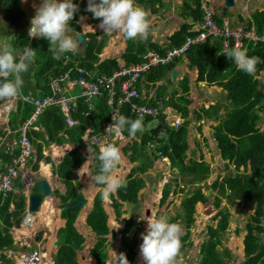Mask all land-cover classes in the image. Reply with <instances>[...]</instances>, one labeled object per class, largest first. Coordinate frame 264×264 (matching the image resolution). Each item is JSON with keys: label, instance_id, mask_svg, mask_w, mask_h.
Returning a JSON list of instances; mask_svg holds the SVG:
<instances>
[{"label": "crops", "instance_id": "obj_1", "mask_svg": "<svg viewBox=\"0 0 264 264\" xmlns=\"http://www.w3.org/2000/svg\"><path fill=\"white\" fill-rule=\"evenodd\" d=\"M201 1L202 0L198 1L199 10L201 11H199L200 18L196 20L194 19L195 16L193 14V9L196 4L195 0H135L136 5L142 7L149 13L150 29L147 40L125 39L120 33L106 35L101 29L97 27L99 20L94 19L92 13L88 11H86L82 16H78L76 19H72L69 22L70 29L68 34L75 38L76 34L80 33L83 35L85 40H90L85 46L81 43L78 53L83 52L84 48L90 46L92 43L103 42L102 49L98 53V59L94 62V64L98 65L104 60L111 59L114 60L116 65H118V68H120L121 66L127 65L123 58V53L127 49L128 45L134 50H139L140 53L137 54V57H140L144 52L147 53L149 51H158L152 48L154 45H157L164 50L169 48V37L175 32L179 31V29L182 27L183 32L186 35L180 45L183 44L187 35L197 33L201 28L203 16V12L200 8ZM40 3L41 0H26V2L23 3L21 0H0V41L10 42L16 49L17 53L22 51V49L26 46L35 49L37 53L36 58L38 57V61L35 59V62L30 66L28 72L23 76L25 81L23 94H27L32 97H38L45 94V88L43 85L45 84V71H42V68L45 65V60H49L51 62L53 58V53L50 51L51 46H49V41L46 38H30L28 36V30L31 26V18L34 16L36 8L40 5ZM208 5L210 6V9H212L219 18H221V24L215 20L218 25L223 26V23L227 22L230 26H233L232 28L237 26L251 28V25H254L253 23H250L252 16L251 14L256 9L262 10L264 6V0H234V3L230 6L226 5L224 0H209ZM254 31L257 37H260L263 33H256V29ZM26 38L27 40H25ZM209 38H213L211 43L217 44L218 41L220 42L221 47L216 53L215 58L220 55H225L223 52L229 49L231 42L229 44V42L224 40V38L222 39L220 36H211ZM249 42H253L254 44L257 42L264 43L257 38H243V49L247 50V45ZM203 43H205V41L202 43H197L196 45H201ZM96 46L97 45H94V47ZM231 48H233V46ZM45 49L50 52L49 56L42 54V50ZM187 52L184 56L176 58L173 68L169 70L168 73L159 81L151 82L145 75L147 72L144 73L138 81L139 96L135 101L139 104L147 105H151L149 103L156 102V105L154 106H157L160 110V115H163V121L166 123L165 126L172 127L171 136L173 137L177 133V128L179 125L184 122H188L186 127V140L188 142V148L185 151V155L183 154L184 161H187L188 158H195L196 160L203 159L207 162H211L214 160L216 161L217 157H219L220 161H227L221 158L220 150L217 147V141L213 136V131L214 126L219 123L221 118L225 117L227 110L231 107L230 103L226 100L227 90L217 83V81L221 80L226 82L229 78V74L227 73L219 79H215L213 81H208L206 78L201 79L197 66H190L188 64L189 60L187 57ZM60 58H64L63 63L66 62V64L70 62L76 64V62H78L75 58V55L71 53H66L60 56ZM60 58L58 60H60ZM234 66L236 67L235 63ZM236 69L238 68L236 67ZM95 71L96 70L94 69V72ZM173 71H175L174 75H172ZM51 77L52 76H49L50 88ZM257 78L260 79L264 85V71H261ZM62 86L66 87L69 95L76 94L79 90L76 86L68 87L69 84L67 82H62ZM259 88L261 87L259 86ZM261 90V98H264V87H262ZM180 93L187 97L186 116H183L181 111L176 110L172 105H170L173 103L182 104V102H180L177 97ZM80 99L81 98L78 100ZM78 100L73 104V108L77 106ZM96 101L97 99L93 98L90 102H86L88 104V108L94 109L95 105L93 104H95ZM18 102H22V100L18 99L14 101H0V174L4 172L3 170L7 164L5 161L6 154H10L6 152L4 148L16 141L20 135L19 130L24 123L23 122L22 124H19L16 119H12V115L15 113V111H17L19 105ZM258 103L256 104V107L260 112V120L257 123V127L260 131H264V106H258ZM212 105L217 107L216 111H211L210 115L206 114L207 109H209V107ZM209 110H211V108ZM72 111L75 110L73 109ZM87 114L90 113L88 112ZM62 117L66 127L68 128L69 125L66 124L63 114ZM73 120L76 124L78 123V119L73 118ZM37 121L38 119L28 127L27 135H29L30 131L32 130L43 133L44 139H37L38 142L42 144L41 157L38 158L36 147L31 142L33 147L32 157L27 161L24 168L22 169L23 176L20 175L13 180V188L11 192L5 196H0V199L2 198L1 201L9 195H23L24 198V208L22 212L19 215L10 214L7 218V220H12L10 221L12 225L9 228V233L11 234L13 240V247L6 250L7 257L10 259V255L8 254V252H10L16 258L20 254L21 256H25L22 264L23 262L25 264L59 263L57 252L62 242L59 232L65 228L66 220L70 217V214L77 209L78 211L73 221V227L81 236L82 241L72 246L74 251L72 259L78 264H96V258L91 253V250L97 242V234L87 224V217L93 207L96 194L102 193L103 186L95 185L91 180V177L94 176L95 166L98 165L94 152H92V146L96 145L100 151L101 146L111 143L118 146L122 154L121 165H119L116 170V174L118 176L126 179L130 172L141 167H145L146 171L134 170L132 172L133 177L144 179V186L139 189L136 202L118 199L117 192L111 194L109 199L101 194V204L105 211V216L107 219L106 224L108 226V233L102 235L107 238V257L101 264H116L113 251L116 254L122 252L123 246L121 242V231L124 229L126 222L131 218L133 219V223L126 235H129V239H131L134 234H132V232L134 229H136L135 244L133 245V250L136 252L135 260L138 264H145L140 255L139 246L142 243L141 234L145 233L147 230L146 229L143 231V228H147L146 218H151L152 216L158 218L159 216L163 215L168 217L170 222H175V220H179L180 222V220H184L183 214L181 218L177 217V215L178 213H182L181 202L183 198L185 195H189V188L185 189L183 184H179V182L182 180L178 174V169L172 166L170 157L164 155L160 148L161 144L162 146L166 143L168 144L167 140H164L166 133L163 137L161 129L153 137L152 142H148L145 146H142L141 144V139L148 132L150 126H155L154 124H161L162 120L160 116L159 121L157 122L154 119H152L150 122H146L144 125L145 131L143 133H137L136 139L129 137L128 134L125 135L122 133L121 135H116L111 132L110 138H105L104 134L107 131V127L113 123V118L110 115L108 120H105L101 117V127L97 132H94V129H92L91 126L86 125L85 132L81 135V145L78 148L80 153L79 158H82V162L76 169L72 171L70 177L60 175L58 173V165L63 160L65 154L71 151L75 145L78 144V142H75L71 139L61 143H56L54 141H49L47 143L44 142L46 141L48 134L44 131L43 125L38 124ZM93 136L97 142H92L91 138ZM74 140L77 141V138H74ZM159 141L161 142L160 146H154L153 150L149 148L151 144L156 142L159 143ZM210 144H214V147L209 148ZM133 146L136 147L135 157L131 158ZM158 150H160L162 155L165 156V161L160 162L157 160L159 158H157L154 151L157 152ZM140 154L142 156L149 157L150 159H152L150 157V155H152V160L154 161L153 166H137V158L140 156ZM157 162H160L164 167H167V169L171 167L175 173L172 179L173 184L170 186L168 196L163 202H161V198L163 196L164 187L170 182H168V178L164 177V175H160L159 170H156ZM175 178L177 179L174 180ZM185 178H188L189 181V176H185ZM42 179L46 181L49 188V193L42 197L41 202L36 210H31L29 201L30 194L33 191L35 183ZM153 179L156 181L158 179L160 180L157 181V184L156 181L150 182ZM149 188L151 192H149ZM217 193L218 189L211 187L210 194L208 196L206 195L207 201H198V205L205 207L209 204L208 202L212 203L214 209H218L214 213L215 215L220 209L226 207L223 203H221V201L218 207L215 206L214 200ZM182 194H184V197L180 201L181 197L179 195ZM154 196L158 197L157 215H152L154 208H151L148 204V200L151 202V199L152 197L154 198ZM174 196L179 199V202L176 204L178 208H176L169 215L167 211H172V208L174 207L172 206ZM76 199L86 200V203L82 207H65ZM113 199H117L118 202L121 203V214L119 217L116 216V211L112 205ZM151 204L153 203L151 202ZM197 209L198 208L195 206L196 211ZM12 210H14L13 203H11L9 206V211ZM82 212L85 213L83 216V221L80 225H78V220L83 215ZM125 214H130V218L121 219V217ZM28 215L31 216L32 220H26ZM218 218L219 217H215L214 219L218 220ZM16 220H19L18 225ZM139 220H146V225L142 227V225L138 223ZM217 223L218 221L215 225L209 224L206 226L207 235L209 230L208 228H215ZM39 224L42 225V230L38 232V235H36V240L34 243V236L37 233V226ZM118 224H120L121 227L119 229L114 228L116 229V237L112 241L110 230L113 226ZM185 229L187 231L186 226ZM228 229L229 228H227V230ZM186 231L183 233V235L186 233ZM233 231L238 233L237 227ZM207 239H204L202 243ZM56 241L57 244H55ZM37 242L43 246L42 252H37L35 250ZM188 243H190V236L186 240L182 241L181 253L185 251V245ZM202 243L200 244L201 257L198 260L199 262L204 256L201 250ZM22 250H24L26 253H20ZM31 250L36 255L33 258L35 263H31L27 260L28 251ZM43 258H45L46 261ZM180 258L181 255L179 260ZM17 261H19V259H17L16 262ZM12 263L14 262L12 261ZM0 264H4V262L0 260Z\"/></svg>", "mask_w": 264, "mask_h": 264}, {"label": "trees", "instance_id": "obj_2", "mask_svg": "<svg viewBox=\"0 0 264 264\" xmlns=\"http://www.w3.org/2000/svg\"><path fill=\"white\" fill-rule=\"evenodd\" d=\"M198 1L199 0H195L196 4L193 9V14L195 16L194 19L196 20L200 18L201 12L199 10ZM72 3L77 4L79 7V11L74 14L75 17H73V19H76L78 16H82L86 12L88 0H73ZM251 15L250 23L254 24L256 33L261 34L264 30V6L262 10H254ZM214 19L221 24V18H219L215 12ZM185 35L183 27L180 28L179 31L169 37V47L174 45L179 46ZM212 39L213 38H208L205 43L193 46L187 52L189 60L188 64L190 66H197L201 79L206 78L208 81H213L224 76V73L226 72L229 74V78L226 82L221 80L217 81V83L227 90L226 100L230 103L231 107L227 110L225 117L221 118L219 123L214 126L213 131V136L217 141V147L220 150L221 158L223 160H227V163L224 165L229 170V174H227V176H225V178L219 183L217 181L212 182L211 187L217 188L218 192L228 197L230 202L238 199L240 200V203L255 204L254 214L249 216L244 225V228L246 229V233L243 238L244 259L240 264H264V240L261 236L264 232V131H260L257 127V123L260 120V112L256 107V104L262 96L261 88L264 87L263 82L257 78L260 72L264 71V43L257 42L254 44L253 42H249L247 45V54L249 56L260 57V63L257 65L255 74L248 75L239 69H236L234 62L227 58L226 54L215 58L216 53L219 51L221 46L219 41L217 44L211 43ZM25 40H27V38ZM229 44L228 50H230L233 46L231 39L229 40ZM94 45L97 46L94 47ZM102 46L103 42L92 43L90 46L84 48L83 52H77V54H75V58L78 61L76 64L72 62L67 64L66 62L63 63L64 58H60V60L52 58L51 62L49 60H45V65L42 68V71H45V84H43L45 88L44 95L51 93L49 76H52L51 78H53L59 74L69 71L70 77L75 78L77 76L76 67H81L85 70L91 71L95 76L102 74L109 75L114 70L118 69V65H116L115 61L111 59L104 60L98 65L94 64V62L98 59V53L101 51ZM152 48L158 50L160 53L164 52V49L157 45H154ZM49 53L50 52L47 51V49L42 50V54L44 55L49 56ZM139 53V50H134L128 45L127 49L123 53V58L126 64L142 60L144 57L143 55L146 52L142 53L140 57H137V54ZM37 59L38 57L36 60ZM175 60L176 59L168 64L151 68L145 75L151 82L159 81L168 73L169 70L173 68ZM94 69L96 70L95 72ZM259 86L261 88H259ZM120 97L121 94L118 93L113 104L116 108L115 118L121 114L133 120L138 118V116L131 110L129 102H118ZM177 97L182 104L173 103L170 105H172L176 110L181 111L183 116H186L187 97L182 93H180ZM93 98L97 99L96 103L93 104L95 105L94 109H89L88 104L86 101H83L82 98L80 100L77 99L78 104L75 108L72 107L71 111L73 109L75 110L72 111V116L73 118L78 119V123H74V125L69 126L68 128L64 123V119L60 112L61 109L58 106H48L38 114L37 123L40 125L42 124L44 131L48 134L47 139L44 142L47 143L49 141H54L56 143H61L68 141L69 139L78 142V144L75 145L71 151L65 154L63 160L59 163L58 173L60 175L70 177L72 171L82 162V158H79L80 153L78 148L81 145V135L85 132V126L89 125L92 129H94V132H97L101 127V117L108 120L109 115L111 116V109L107 104L106 92H103L102 95L94 96ZM135 100H137V98ZM155 103L149 104L156 105ZM18 104L17 111H15L12 115V119H16L19 124H22L30 117L31 113H33L35 105L29 101L18 102ZM210 108L211 110H209ZM216 108L217 107L214 105L210 106L209 109H207L206 114L210 115L211 111H216ZM88 112L90 114H87ZM159 116L162 120L161 124H154L155 126H150L148 132L141 139L142 146H145L150 141L152 142L153 137L163 128L164 134L166 133L164 140H167L168 144L166 143L163 146L161 144L160 148L164 155L170 157L172 166L176 167L179 171L178 174L184 180L186 179L185 176H189V182L191 183H198L204 180L209 174V163L202 161L201 159L196 160L195 158H188L187 161H184L183 158V154L185 155V151L188 148V144L186 142V127L188 122H184L179 125L177 128L178 131L173 137L171 136L172 127L165 126L166 123L163 121V115ZM152 119L153 118L150 116L143 118L144 125ZM123 134L127 135V130H125ZM28 137H30V142H32L36 147L38 158H40L42 144L39 143L37 139L43 140V133L32 130L30 131ZM74 138H77V141L74 140ZM135 150L136 147L133 146L131 158L135 157ZM92 152H94L98 164L95 166V175L99 170L100 164L97 159L99 149L96 145L92 146ZM12 157V154H6L5 161L7 164L11 163ZM230 164L231 171L229 167ZM134 170L146 171V168L141 167ZM3 171H5V168ZM132 172H130L126 177L127 188H121L117 191V197L120 200L136 202L138 191L144 186V179L133 177ZM170 186V183L165 185L161 202L165 201L168 196ZM189 193L191 194L185 196L181 202L182 213H178L177 215V217L181 218L183 214V221L185 222V226L187 228L186 233L182 235V241L186 240L190 236L189 228L193 221L195 203L198 201H207V196L201 194L199 189H193ZM1 199L0 260L4 262V264H13L12 260L9 259L4 252L5 250L13 247V240L11 234L9 233V228L12 225L10 221L12 220H7V218L10 214L19 215L22 212L24 208V198L23 195H9L2 201ZM11 203L14 204V210L9 211ZM101 203V193H97L94 198L93 207L87 217V224L97 234V242L91 250V253L96 258V264H101L107 257V238L102 235L108 233V226L106 224L107 219L105 211ZM219 203L220 197L216 196L214 200L215 206L218 207ZM112 205L116 211V216L119 217L121 214V203L118 202L117 199H113ZM77 211L78 210L76 209L70 214V217L66 220L65 228L59 232L62 242L57 252L59 262L57 264H78L72 259V255L74 254L72 246L82 241L81 236L73 227V221ZM83 216L84 213L79 220H83ZM229 216L230 212L228 207H224L217 212L215 216L219 217L217 226L215 228H208V239L204 241L201 246L204 256L201 258L199 264H225L234 258L235 254L222 243L224 237L223 234L227 231L229 226ZM16 221L18 225L19 220ZM132 223L133 219L131 218L126 222L124 229L121 231V242L123 246L122 252L126 255L130 264H138L135 260L136 252L133 250L136 229L132 232V234H134L131 239H129V235H126ZM218 247H220V249H218ZM177 259L179 260V257Z\"/></svg>", "mask_w": 264, "mask_h": 264}, {"label": "clouds", "instance_id": "obj_3", "mask_svg": "<svg viewBox=\"0 0 264 264\" xmlns=\"http://www.w3.org/2000/svg\"><path fill=\"white\" fill-rule=\"evenodd\" d=\"M21 2H26V0H21ZM78 11V5L72 3V0H41L31 18L28 36L46 38L51 46L50 51L54 59H59L66 53L75 55L81 47V41L77 39V36L74 38L68 33L69 22ZM86 11L91 12L94 19L99 20L97 27L106 35L120 33L129 40H147L149 36V13L136 5L135 0H98V2L88 0ZM172 47L159 53L164 54ZM223 53L235 63L240 71L248 75H254L260 63V57L249 56L247 50L240 45ZM36 55L35 49L31 47L26 46L17 53L10 42L0 41V101L18 99L27 101L28 98L23 94L25 85L23 76L35 62ZM106 130L116 135H121L127 130L129 137L136 139L137 133L145 131L143 116L133 120L121 114L114 118L113 123ZM157 158L160 157L157 156ZM97 159L100 162L99 170L91 177V180L95 185L103 186L101 194L108 197L121 188L126 189V179L116 174L122 162L120 148L111 143L101 146ZM160 160L165 161L166 159L160 158ZM128 218L130 214L121 217V219ZM146 220L147 230L141 234L142 243L139 246L140 255L145 264H182V261L177 259L181 255L182 248L183 228L181 224L170 222L169 218L163 215L158 218L152 216ZM120 227L121 225L118 224L112 228L119 229ZM113 253L116 264H130L123 252L116 254L113 251Z\"/></svg>", "mask_w": 264, "mask_h": 264}, {"label": "built area", "instance_id": "obj_4", "mask_svg": "<svg viewBox=\"0 0 264 264\" xmlns=\"http://www.w3.org/2000/svg\"><path fill=\"white\" fill-rule=\"evenodd\" d=\"M208 3L209 0H202L200 3V8L203 12L200 30L195 34L187 35L183 44L168 49L164 54H160L157 51H149L144 55L142 60L121 66L109 75L102 74L95 76L88 70L76 67L77 76L75 78H71L69 71H67L50 79V94L35 98L24 94L28 98L27 101L35 105V109L21 126L19 130L20 135L16 141L5 148L6 152L12 154L13 157L11 163L5 166V171L0 174V196H5L11 192L13 180L20 175L23 176L22 169L32 157L33 152L32 144L27 135L28 127L37 120L38 114L48 106L58 105L65 117L66 124L71 126L75 121L71 117L70 112L77 99L82 98L84 101L90 102L94 96L102 95L103 92H106L107 104L110 106L111 116L114 119L116 108L113 104L117 94L120 93L121 97L118 99V102H129L131 110L138 117L143 116L145 118L150 116L157 122L160 115V110L157 106L139 104L135 101L139 96L137 83L144 72L157 65L167 64L171 60L185 55L191 46L202 43L211 36H220L227 42L231 39L233 47L240 45L243 48V38H257L264 42V31L260 37H257L255 31L250 27L237 26L232 28L233 26H230L227 22H224L223 26L218 25L214 19V11L210 9ZM62 82H67L69 84L68 87L76 86L79 89L78 92L69 95L66 87L62 86ZM19 100L25 101L24 99ZM163 133L164 129L162 128V135ZM160 143L159 141V143L151 144L149 148L153 150V147L160 146ZM154 153L156 156L166 159L160 150L154 151Z\"/></svg>", "mask_w": 264, "mask_h": 264}, {"label": "rangeland", "instance_id": "obj_5", "mask_svg": "<svg viewBox=\"0 0 264 264\" xmlns=\"http://www.w3.org/2000/svg\"><path fill=\"white\" fill-rule=\"evenodd\" d=\"M251 29L255 30L254 25H251ZM224 74H227V72ZM110 136H111L110 132L106 131V133L104 134V137L109 139ZM163 137H164V133H163ZM91 140H92V142H97V141H95L94 136L91 138ZM186 142H187V140H186ZM187 144H188V142H187ZM213 147H214V144L209 145V148H213ZM150 157L153 159L152 155H150ZM157 160H159L160 162L162 161V160H160V158ZM202 161L207 162L206 160H203V159H202ZM160 162H157L156 170H159L160 175H164V177L168 178V182H170V185H172L173 184L172 179H173V176L175 174L174 171L171 169V167L169 169H167V167H164ZM207 163H209V174L207 175V177L204 180H202L201 182H198V183H191L188 181V178H186L184 180L180 176V179L182 181H180L179 184H183L185 189L189 188V192L192 189H196V190L199 189L200 193L208 196L210 194L212 182L217 181L219 183L221 180H223L225 178V176H227V174H229V172H228V169L225 168V165H224L227 163V161H224V162L220 161L219 157H217L216 161L214 160V161L207 162ZM199 167H200V165H199ZM229 167H230V171H231V164L229 165ZM176 179L177 178H175L174 180H176ZM158 180H160V179H158ZM153 181H156V180L153 179L150 182H153ZM186 182H187V184H186ZM157 184H158V182H157ZM149 192H151L150 188H149ZM188 194H191V193H188ZM144 196H145V194H144ZM179 196L181 197V199H180V201H181L182 198L184 197V194L179 195ZM216 196L220 197L221 203H223L226 207H228V210L230 212L229 227H228L229 229L223 234L224 237H223L222 243L224 246L229 248L235 254V256H234V258H232L230 261L226 262L225 264H240L244 259L243 238H244V235L246 233V229L244 228V225H245L246 220H248L249 216L251 214H254L255 204L240 203L239 202L240 200H238V199H235L233 202H230L228 197H226L225 195H223L219 192L216 194ZM157 198L158 197H156V196H154V198L152 197L151 202L153 204H151V202L148 200L149 206L151 208H154V212L152 213V215L158 214ZM178 202H179V199L176 196H174V199L172 201V206H174V207L172 208V211H170V210L167 211L169 215L176 208H178L176 205ZM208 203L209 204L206 205L205 207L198 205L197 202L195 203V206L198 209H197V211L195 210V212L193 214L194 215L193 221H192V225L190 227V243L185 245V251L183 253H181L180 261H182V264H198V262H199L198 260L201 257L200 256V244L202 243V241L204 239L208 238V235L206 234V230H207L206 226L209 224L215 225L216 222L218 221V220L214 219L215 215L217 214L216 213L214 215V213L218 209H216V208L214 209L212 203H210V202H208ZM28 219H29V215L27 216L26 220L28 221ZM143 221H144V223H143ZM145 221L146 220H139L138 223H140V225H142V227H144L146 225ZM175 222H178L181 224V226L183 228V233H184L186 231L185 222L183 220H180V222H179V220H175ZM77 224L80 225L81 220H78ZM263 225H264V217H263ZM37 227H38V230L34 236V243L36 240V235H38V232L42 230V225L39 224ZM236 227H237L238 233L233 231ZM146 229L147 228H143V231H145ZM261 236H262V239L264 240V232L261 234ZM239 242H241V247L239 246L240 245ZM38 243L39 242H37V244H36L35 250L37 252H39V251L42 252L43 246L41 244H38ZM37 247H39V248H37ZM218 249H220V247H218ZM4 252L7 255L6 250ZM20 253L25 254L26 252L24 250H22ZM8 254L10 255V259L14 262L13 264H22V261L25 259V256H21V254L19 256H17V258L13 254H11L10 252H8ZM34 256H36V255L32 252V250L28 251V254H27L28 261H30L31 263H35L34 262L35 260H33ZM17 259H19V262L18 261L16 262ZM43 259L45 260V258H43Z\"/></svg>", "mask_w": 264, "mask_h": 264}, {"label": "water", "instance_id": "obj_6", "mask_svg": "<svg viewBox=\"0 0 264 264\" xmlns=\"http://www.w3.org/2000/svg\"><path fill=\"white\" fill-rule=\"evenodd\" d=\"M224 3L228 6L232 5L234 3V0H224ZM77 39L79 41H81V43L85 46L90 40H85L83 35L78 33L76 34ZM175 74V71L172 72V75ZM258 106H264V98H261ZM153 160L150 159L149 157L146 156H142L140 154V156L137 158V166L139 165H144V166H148V167H152L153 166ZM49 193V188L48 185L46 183V181L44 179L39 180L35 183L34 188L32 193L30 194L29 197V201H30V208L31 210H36L41 202L42 197ZM110 196L106 197L109 199ZM86 203V200H82V199H76L75 201H73L72 203L66 205V208H75L76 206H83ZM111 240L113 241L116 237V229L111 228ZM55 244H57V241L55 242Z\"/></svg>", "mask_w": 264, "mask_h": 264}, {"label": "bare ground", "instance_id": "obj_7", "mask_svg": "<svg viewBox=\"0 0 264 264\" xmlns=\"http://www.w3.org/2000/svg\"><path fill=\"white\" fill-rule=\"evenodd\" d=\"M9 107V106H8ZM7 108V107H6ZM48 201V200H47ZM49 202V201H48ZM47 209H49V208H47ZM54 214V213H53ZM57 214V213H56ZM82 214H83V212H82ZM85 214V213H84ZM48 215V214H47ZM81 216V215H80ZM41 217H43V216H41ZM29 219H31V216L29 215ZM28 219V220H29ZM38 219V218H37ZM80 219V218H79ZM32 220V219H31ZM42 220V219H41ZM51 221V220H50ZM83 220H81V222H82ZM31 222V221H30ZM24 228H25V226H24ZM240 247H241V243H240V245H239ZM27 260H28V258H27ZM26 260V261H27ZM19 262V261H18ZM112 263V262H111ZM23 264H25L24 262H23Z\"/></svg>", "mask_w": 264, "mask_h": 264}]
</instances>
